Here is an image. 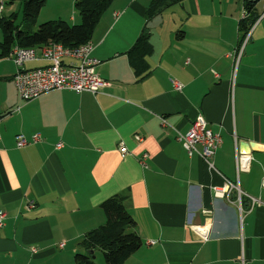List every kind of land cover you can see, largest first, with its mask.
Returning a JSON list of instances; mask_svg holds the SVG:
<instances>
[{
    "label": "crops",
    "instance_id": "0c3cea01",
    "mask_svg": "<svg viewBox=\"0 0 264 264\" xmlns=\"http://www.w3.org/2000/svg\"><path fill=\"white\" fill-rule=\"evenodd\" d=\"M75 2L47 0L42 11L80 23ZM151 3L113 0L103 14L90 41L111 85L96 94L21 99L17 65L0 43V264H76L80 240L106 222L101 203L115 194L143 239L124 264H264V0L240 58L243 0H183L155 16ZM145 29L154 51L141 79L129 51ZM42 47L24 67L49 63ZM200 114L222 137L216 168L178 139ZM238 152L251 155L239 172ZM226 178L237 188L217 194Z\"/></svg>",
    "mask_w": 264,
    "mask_h": 264
},
{
    "label": "trees",
    "instance_id": "16d2710c",
    "mask_svg": "<svg viewBox=\"0 0 264 264\" xmlns=\"http://www.w3.org/2000/svg\"><path fill=\"white\" fill-rule=\"evenodd\" d=\"M17 0H9L14 3ZM25 2L24 26H16L11 17L0 18L4 32L1 43L3 55L8 56L16 44L23 47H39L50 42H59L68 47L79 46L92 40L95 28L113 0H76L75 9L81 15V23H70L65 19H52L40 23L37 28L38 16L47 0H21ZM183 0H152L149 15L155 16L170 5ZM259 0H243L248 13L242 19L241 29L244 37L254 25L257 17L253 10ZM154 51L150 33L143 31L136 44L129 51L131 63L142 79L150 70L147 57ZM106 215V222L85 233L79 245L84 251L75 254L76 264H98L95 261L96 251L102 250L107 264H124L126 260L143 244L140 233L135 229L137 221L125 204V197L115 194L101 203ZM91 250H94L91 252Z\"/></svg>",
    "mask_w": 264,
    "mask_h": 264
},
{
    "label": "built area",
    "instance_id": "2783aa9c",
    "mask_svg": "<svg viewBox=\"0 0 264 264\" xmlns=\"http://www.w3.org/2000/svg\"><path fill=\"white\" fill-rule=\"evenodd\" d=\"M5 6L6 2L0 0V12L5 10ZM120 14L119 11L115 13L116 16ZM249 33L242 39L238 47L237 55L239 58L243 53ZM42 50L44 59L49 63L34 68H26L24 64L26 61L36 58V47H23L16 44L9 52L8 56L17 65V71L13 79L21 99L25 101L33 100L53 90H72L78 93L91 92L96 94L111 85V82L104 79L98 72L101 60L94 56V45L91 41L74 47H68L59 42H50L43 45ZM66 58H70V60L66 61ZM172 82L175 89H183V83L179 80L172 78ZM162 123L164 126L169 125L165 118H162ZM137 138L141 139L140 136H137ZM37 139L38 136L35 137V140ZM178 139L188 143L190 155L197 153L210 168H216L213 158L219 144L222 142V137L220 133L214 132L209 127L208 121L202 114L195 119L193 126L187 133L178 132ZM27 143L28 140L23 134L17 135L19 147ZM57 146L62 147L63 143L60 142ZM120 151L123 155L129 152L125 145L121 146ZM147 157L148 154H144L143 162ZM250 162V154L238 152V172L247 169ZM262 185L264 186V178ZM234 187L237 188V184L226 178L225 186L216 188V192L217 194H225ZM255 201L259 202L260 200L255 199ZM30 206H34V204L31 203ZM5 217L6 212L0 210V226L4 224ZM33 250L36 251V248L34 247Z\"/></svg>",
    "mask_w": 264,
    "mask_h": 264
},
{
    "label": "rangeland",
    "instance_id": "374dc122",
    "mask_svg": "<svg viewBox=\"0 0 264 264\" xmlns=\"http://www.w3.org/2000/svg\"><path fill=\"white\" fill-rule=\"evenodd\" d=\"M4 1L6 2V6H5L4 12L3 13L0 12V18L2 16H4V17H11V18L14 19L16 26L23 27L24 26V8H25V2L24 1H21V0H17L14 3H9V0H4ZM56 8H57V6H56ZM50 9H52V6L51 7L49 6L48 8L46 7L43 11L41 10V12H40V14L38 16V19H37V23L34 26V28H37V26L40 23H43V22L48 21L50 19L51 20L52 19H56V18H54L55 16H49L50 13H54V12L50 11ZM73 11L74 12L76 11L75 7L73 8ZM78 15H79V13H78ZM81 19L82 18L80 17V21H82ZM0 31H3L2 28H1V22H0ZM95 261L98 264H105L106 263L102 250L98 249L96 251Z\"/></svg>",
    "mask_w": 264,
    "mask_h": 264
},
{
    "label": "water",
    "instance_id": "95a60500",
    "mask_svg": "<svg viewBox=\"0 0 264 264\" xmlns=\"http://www.w3.org/2000/svg\"><path fill=\"white\" fill-rule=\"evenodd\" d=\"M94 250H91V252H93ZM94 257H96V255L94 256Z\"/></svg>",
    "mask_w": 264,
    "mask_h": 264
}]
</instances>
